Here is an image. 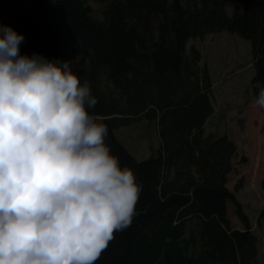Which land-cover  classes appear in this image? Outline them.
<instances>
[{"label":"trees","instance_id":"16d2710c","mask_svg":"<svg viewBox=\"0 0 264 264\" xmlns=\"http://www.w3.org/2000/svg\"><path fill=\"white\" fill-rule=\"evenodd\" d=\"M89 1L103 5L102 19ZM0 23L24 33L21 53L81 62L74 70L98 98L92 108L108 125L106 142L142 184L132 223L95 264H256L258 238L230 184L237 155L243 167L248 154L227 134L205 133L212 79L189 42L224 31L248 41L255 98L264 0H0ZM139 120L158 129L146 159L115 133Z\"/></svg>","mask_w":264,"mask_h":264},{"label":"clouds","instance_id":"9594fccd","mask_svg":"<svg viewBox=\"0 0 264 264\" xmlns=\"http://www.w3.org/2000/svg\"><path fill=\"white\" fill-rule=\"evenodd\" d=\"M24 38L0 23V264H95L132 223L142 184L106 142L75 58L21 53Z\"/></svg>","mask_w":264,"mask_h":264},{"label":"rangeland","instance_id":"374dc122","mask_svg":"<svg viewBox=\"0 0 264 264\" xmlns=\"http://www.w3.org/2000/svg\"><path fill=\"white\" fill-rule=\"evenodd\" d=\"M95 17L102 19L103 5L89 1ZM228 11H232V4H228ZM198 50L201 54V67H207L212 79V104L214 113L205 122L206 134L217 135V128L224 124V129L234 133L235 127L243 129L245 123L255 133V143L249 136H244L246 145L238 139L240 149L246 150L248 159L243 167L239 166V155L236 163L237 170L232 173V192L238 194L240 202L248 208L253 221L264 213V108L252 103L254 100L250 90V81L254 75L253 56L248 41L229 32L210 34L203 39H193L189 48ZM81 62L74 61V69L81 67ZM101 120L103 116L98 109L91 108ZM259 129L261 131H259ZM122 144L137 158L146 159L155 152L159 145L158 129L155 123L139 120L133 124L121 127L116 132ZM254 138V137H253ZM262 145L263 153L258 150ZM249 204L250 208L246 205ZM256 219V220H257ZM255 220V222H256ZM236 226L238 223L235 224ZM260 226L264 229V215ZM243 228L238 225L237 228ZM259 248L261 254L256 264H264V243L261 233ZM263 250V251H262Z\"/></svg>","mask_w":264,"mask_h":264},{"label":"crops","instance_id":"0c3cea01","mask_svg":"<svg viewBox=\"0 0 264 264\" xmlns=\"http://www.w3.org/2000/svg\"><path fill=\"white\" fill-rule=\"evenodd\" d=\"M214 108V107H213ZM214 113V112H213ZM249 126V123H245L244 124V126H243V129H241V127L240 126H234L235 127V131H234V133H229V131H227V129H224V124L222 125L221 124V126L219 127V128H217V135L216 136H221V135H223V134H227L234 142H235V144H236V146H237V148H239L240 147V144H238V139L242 142V143H244L245 145H246V141L244 140V136H249L250 138H251V142H252V144H254L255 143V133L253 132V130L250 128V127H248ZM259 131H261L260 129H259ZM254 137V138H253ZM241 148V147H240ZM258 150V153L259 154H262L263 153V150H262V145H261V147L259 148V149H257ZM236 195H237V197H238V194L236 193ZM237 199H239V198H237ZM239 202H240V200H239ZM241 204H242V206H243V209H244V211H245V213L249 216V219H250V222H251V225H252V231H253V233L257 236V238H258V246H259V236H258V233H257V229L261 232V233H263L264 232V229L260 226V224H261V216L259 215V217H258V219H257V217H256V222H255V220L253 221V219H252V217H251V215H250V213H249V210H248V208H246V206H245V204L244 203H242V202H240ZM249 208H250V205L249 204H246ZM238 229H240L239 227H238ZM262 242L264 243V237H262ZM263 251V250H262ZM260 254H261V250H260V248H259V256H258V260H259V257H260ZM257 260V261H258Z\"/></svg>","mask_w":264,"mask_h":264}]
</instances>
